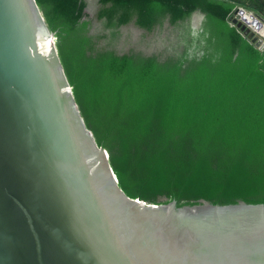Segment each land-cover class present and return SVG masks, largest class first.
Segmentation results:
<instances>
[{"label": "water", "instance_id": "water-1", "mask_svg": "<svg viewBox=\"0 0 264 264\" xmlns=\"http://www.w3.org/2000/svg\"><path fill=\"white\" fill-rule=\"evenodd\" d=\"M230 23L184 68L181 148L120 159L37 1L0 0V264H264V19Z\"/></svg>", "mask_w": 264, "mask_h": 264}, {"label": "trees", "instance_id": "trees-1", "mask_svg": "<svg viewBox=\"0 0 264 264\" xmlns=\"http://www.w3.org/2000/svg\"><path fill=\"white\" fill-rule=\"evenodd\" d=\"M36 1L56 33L57 48L87 126L109 157L120 159L162 158L178 151L182 145L184 68L191 56L190 45L230 25L237 30L230 23L237 7L264 19V0H99L104 8L98 16L109 29V36L103 37L110 42L118 36V28L134 18L139 27L149 31L157 26L162 30L168 21L187 33L190 24L184 23L193 14L203 19L197 36L188 34L190 38L179 55H147L136 50L125 55L111 50L90 55L87 49L91 39L86 31L91 21L85 13V0ZM255 49L259 58L246 78L264 59V50Z\"/></svg>", "mask_w": 264, "mask_h": 264}, {"label": "rangeland", "instance_id": "rangeland-1", "mask_svg": "<svg viewBox=\"0 0 264 264\" xmlns=\"http://www.w3.org/2000/svg\"><path fill=\"white\" fill-rule=\"evenodd\" d=\"M85 2H86L85 13L88 14L89 19L91 21L88 31H86V35L91 39L90 47L87 49L88 54L91 55V54H95L96 52H104L108 50H111L118 55L129 54L131 50L142 51L147 55H151L153 53L171 54L170 51L161 47L160 42H162L163 39L159 42V44L154 43V41H152L153 39L156 38L157 35L166 33L165 30H168L169 26H165L162 30H159L160 32L158 30L156 32L155 31L149 32L148 39L144 38V34H143L144 32L143 30H141L142 39H137L136 42H133L131 44H128L126 41H123V42H119L118 44L114 43L111 45L108 37L107 38L103 37L109 33V29H106L104 27L101 18H99L98 16L101 7L104 8V6L101 5L97 6L98 0H85ZM181 52L182 51H180L179 49L178 51H174V53L172 54L175 53L180 54Z\"/></svg>", "mask_w": 264, "mask_h": 264}, {"label": "flooded vegetation", "instance_id": "flooded-vegetation-1", "mask_svg": "<svg viewBox=\"0 0 264 264\" xmlns=\"http://www.w3.org/2000/svg\"><path fill=\"white\" fill-rule=\"evenodd\" d=\"M94 4V3H93ZM98 5H101L99 0H98ZM202 16L199 15L198 13H195L192 15L190 18L189 22H185V24L189 23L190 24V30H188V33L184 31L183 27L181 28H173V26L170 25L168 21L165 22L166 26H169L168 30H165L166 33H162L161 35H157L154 41V43L159 44V42L163 39L162 42H160V45L162 48L170 51L171 53H174V51H180L184 50L185 44H186V39L190 38L188 34L193 37L197 36V31H200L201 28V20ZM196 20V21H195ZM119 34L115 38H113L110 42V44H118L119 42L126 41L128 44H131L133 42H136L137 39H142L141 37V30H143L144 38L148 39L149 32H156L157 30H160V27L157 26L156 28H153L152 30H146L141 27H139L136 24L135 18L132 19L128 24L122 25L118 28ZM160 32V31H159ZM109 36V33L107 34ZM143 38V39H144ZM196 47V44L192 43L189 47L188 53L191 55L194 48ZM176 55H179V53H175Z\"/></svg>", "mask_w": 264, "mask_h": 264}, {"label": "crops", "instance_id": "crops-1", "mask_svg": "<svg viewBox=\"0 0 264 264\" xmlns=\"http://www.w3.org/2000/svg\"><path fill=\"white\" fill-rule=\"evenodd\" d=\"M240 8H243V7H240Z\"/></svg>", "mask_w": 264, "mask_h": 264}, {"label": "bare ground", "instance_id": "bare-ground-1", "mask_svg": "<svg viewBox=\"0 0 264 264\" xmlns=\"http://www.w3.org/2000/svg\"><path fill=\"white\" fill-rule=\"evenodd\" d=\"M48 46H49V44H48Z\"/></svg>", "mask_w": 264, "mask_h": 264}]
</instances>
